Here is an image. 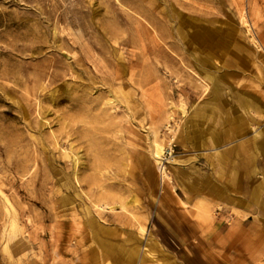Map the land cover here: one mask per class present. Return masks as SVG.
I'll use <instances>...</instances> for the list:
<instances>
[{"label": "rangeland", "instance_id": "1", "mask_svg": "<svg viewBox=\"0 0 264 264\" xmlns=\"http://www.w3.org/2000/svg\"><path fill=\"white\" fill-rule=\"evenodd\" d=\"M172 8L219 35L235 30L248 52H208L180 33ZM193 54L211 55L234 107L228 123L200 114L219 141L189 126L213 85ZM127 84L135 101L119 92ZM239 92L261 108L239 106ZM262 132L264 0H0V188L20 212L28 264H117L52 201L49 158L68 172L76 155L79 177L96 176L81 198L103 204L97 216L120 238L150 240L149 262L264 264V151L252 146ZM239 149L254 152L250 172L236 169ZM99 154L110 159L97 170ZM3 209L0 197V234ZM0 264H11L1 240Z\"/></svg>", "mask_w": 264, "mask_h": 264}, {"label": "bare ground", "instance_id": "2", "mask_svg": "<svg viewBox=\"0 0 264 264\" xmlns=\"http://www.w3.org/2000/svg\"><path fill=\"white\" fill-rule=\"evenodd\" d=\"M170 12H173L174 14L177 13L181 19L183 26L180 24L178 26L180 33H182L183 36L190 38L192 42L197 43L199 46L208 47V52H212L215 47L221 48L226 52L235 55L238 53V50L243 52H248L249 50L248 46L240 39L235 30L219 35V29L208 25L206 22L207 20L205 21L189 14H181L179 10H175L174 8H172ZM115 51L118 53L119 61L123 64V56L121 55V52L117 48H115ZM210 56L211 55L203 57L199 54H193L194 63L204 76L212 81L213 85L212 93L209 98L196 107L195 118L189 122V126H194V121H196L195 124L197 125L198 123L202 134L211 136L214 141H219L222 138L220 132L215 127L205 128L201 126L199 123L201 117L204 119L205 117L212 116L213 118H220L225 123H228L232 117L234 107L230 109L223 100L222 83L220 79L213 75L211 69L213 64L210 60ZM129 87L130 84L123 85L119 92L125 100L135 101L133 92L129 90ZM235 96L241 107L247 108L250 106H256L261 108L262 106L251 100V96L248 94L247 96H244L239 92L235 93ZM248 110L250 109L248 108ZM201 113H204L205 115L201 116ZM95 145L98 148V144L94 143L93 146L95 147ZM252 146L253 148L264 151V132L261 134L258 133L254 137ZM162 151L163 145L154 135L152 139V155L154 161L160 163ZM236 154L238 156L236 169L239 170V172L242 170L250 172V170L254 169V152L248 150L244 152V150L239 149ZM80 158L81 156L79 155H76L73 158L74 164L68 172L58 168L56 163H53L52 158H49L55 172V180H53V189L51 191V194L54 195L52 201L57 207L59 206V208L62 209V214H66L75 226H78L76 224H79L78 229L81 235L84 234L83 231L89 235V240H91L90 243L96 245L94 252L97 253L103 261L116 255L117 264H136L137 262L138 264H154V261L149 262L148 260L149 258L150 260H155V262L157 260L152 254V251L155 248L150 240H147L146 244L142 245L141 238L137 234L133 237L120 238L113 230L107 228L106 225L101 222V217L97 216V213L99 214V209L102 208L103 204L98 201L93 202V204H88L81 198L77 188L84 182H88L87 184L92 186L96 180V176L90 173H85L79 177L78 168L76 169V167L80 164ZM109 159L110 156L99 154L92 163L93 168L100 170L101 165L103 166V164H106ZM237 174V172L234 173L235 177ZM165 175V171H163V176ZM259 186V183L253 186L252 191L254 195L257 194L256 192L259 189ZM213 188L218 191V188L215 185ZM0 197L4 207V223L0 234L2 248L11 264H28L33 260L34 255L32 256L29 252L32 250V247L30 246L29 237L23 229L24 225L19 221L20 212L14 203V196L5 193L0 188ZM109 206L111 208L115 207L114 205ZM121 207L125 208L123 202H121ZM76 210H78V212H75ZM139 230L143 235L145 228L140 225ZM172 264L174 263L172 262Z\"/></svg>", "mask_w": 264, "mask_h": 264}]
</instances>
